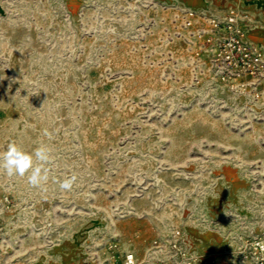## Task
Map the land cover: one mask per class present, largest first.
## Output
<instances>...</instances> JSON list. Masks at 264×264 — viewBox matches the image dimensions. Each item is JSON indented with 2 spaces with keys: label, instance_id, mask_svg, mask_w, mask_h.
<instances>
[{
  "label": "rangeland",
  "instance_id": "obj_1",
  "mask_svg": "<svg viewBox=\"0 0 264 264\" xmlns=\"http://www.w3.org/2000/svg\"><path fill=\"white\" fill-rule=\"evenodd\" d=\"M187 9L222 16L0 0V152L53 150L40 188L0 171L8 264H264V78H215Z\"/></svg>",
  "mask_w": 264,
  "mask_h": 264
},
{
  "label": "built area",
  "instance_id": "obj_2",
  "mask_svg": "<svg viewBox=\"0 0 264 264\" xmlns=\"http://www.w3.org/2000/svg\"><path fill=\"white\" fill-rule=\"evenodd\" d=\"M245 16L235 6L229 7L222 16L194 9H187L183 14L184 27L195 29L194 37L201 54L208 55L214 77L225 84L264 78V47L249 40ZM0 264H8L1 253ZM122 264H134L133 255H127Z\"/></svg>",
  "mask_w": 264,
  "mask_h": 264
},
{
  "label": "clouds",
  "instance_id": "obj_3",
  "mask_svg": "<svg viewBox=\"0 0 264 264\" xmlns=\"http://www.w3.org/2000/svg\"><path fill=\"white\" fill-rule=\"evenodd\" d=\"M45 136L50 133L45 131ZM53 161V150L51 147L40 144L31 152L24 150L16 143H9L7 150L0 152V171L9 178L27 177V183L34 188H40L49 179L50 165ZM77 177L57 180L61 190H71Z\"/></svg>",
  "mask_w": 264,
  "mask_h": 264
},
{
  "label": "crops",
  "instance_id": "obj_4",
  "mask_svg": "<svg viewBox=\"0 0 264 264\" xmlns=\"http://www.w3.org/2000/svg\"><path fill=\"white\" fill-rule=\"evenodd\" d=\"M176 2L188 5H204L207 11L222 15L227 11L224 8H227L228 5H242L245 9V23L248 27L247 36L249 40L264 47V0H176ZM214 5H218V7Z\"/></svg>",
  "mask_w": 264,
  "mask_h": 264
}]
</instances>
